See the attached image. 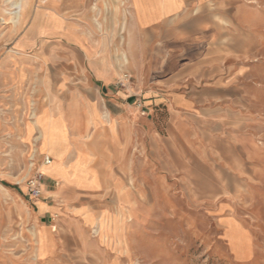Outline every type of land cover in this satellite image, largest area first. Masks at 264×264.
Masks as SVG:
<instances>
[{"label": "rangeland", "instance_id": "374dc122", "mask_svg": "<svg viewBox=\"0 0 264 264\" xmlns=\"http://www.w3.org/2000/svg\"><path fill=\"white\" fill-rule=\"evenodd\" d=\"M223 1L219 10L245 12L247 27L218 20L220 27L210 35L213 50L199 67L218 79V92L190 112L150 107L136 87L135 66L124 61L129 36L120 5L103 4V17L80 19L94 26L103 52L120 60L113 83L103 89V102L113 111L115 102L128 109L123 111L132 126L127 141L119 132L123 144L103 139L110 160L103 164L106 185L113 188L118 180L133 198L122 206L112 191L103 203V235L123 241L118 264H264V0ZM22 6L20 0H0V46L18 31ZM54 42L43 53L45 105L57 81L65 94L78 85L90 90L82 85L83 67L74 65L73 52L62 41ZM123 70L125 86L118 84ZM27 86L29 94L36 89L33 83ZM118 92L121 99L115 98ZM66 101L57 100L60 106ZM18 103L0 101V264H42L36 233L44 220L33 203L41 196L32 198L27 184L44 180L41 153L64 164L65 131L44 116L38 154L36 133L19 130L20 117L13 111ZM116 244H105L107 256L115 253Z\"/></svg>", "mask_w": 264, "mask_h": 264}, {"label": "crops", "instance_id": "0c3cea01", "mask_svg": "<svg viewBox=\"0 0 264 264\" xmlns=\"http://www.w3.org/2000/svg\"><path fill=\"white\" fill-rule=\"evenodd\" d=\"M220 1L20 0L23 11L18 31L8 44L0 46V101L18 99L19 109L13 111L20 117L19 130L27 136L36 133L38 154V132L42 138L46 131L44 116L65 131L64 164L57 160L43 164L41 197L33 202L35 211L44 220L36 233L39 262L118 264L123 241L103 235V222L107 224L103 203H107L106 196L112 191L122 206L133 199L129 188L118 180L113 188L108 187L109 176L103 171V164L110 162L103 153V139L118 146L123 144L119 132L121 136L124 132L127 141L132 128L125 117L128 109L115 102L113 111L103 102V89H109L113 83L120 60L103 52L107 50L103 49L102 40L93 37L94 26L85 25L80 19L103 17V4H110L112 9L120 5L127 14L125 34L129 36L128 59L125 56L124 61L129 60L135 66L131 73L137 76L136 87L143 90L150 107L163 106L169 113L190 112L197 110L204 97L214 90L218 92L214 86L218 79L209 76L211 71H199L206 63L204 58L213 50L210 35L220 27L218 20L247 27L245 12L220 11ZM54 40L62 41L73 52L74 65L83 67L82 85L90 90H82L78 85L65 94L60 92L57 81L55 90L47 92L49 103L45 105L43 53L57 44ZM29 83L36 85L31 94L27 90ZM197 83L203 85L196 87ZM108 93L114 96L112 90ZM122 97L120 92L115 95L116 99ZM61 98L67 100L63 106L57 102ZM28 99L34 104L29 106ZM125 172L134 177L132 172ZM55 214L57 219L51 218ZM108 242L117 244L115 253L107 256Z\"/></svg>", "mask_w": 264, "mask_h": 264}, {"label": "built area", "instance_id": "2783aa9c", "mask_svg": "<svg viewBox=\"0 0 264 264\" xmlns=\"http://www.w3.org/2000/svg\"><path fill=\"white\" fill-rule=\"evenodd\" d=\"M127 81H128V77L126 74H124L120 79H118V84L121 86H125ZM50 159L51 158L49 156L45 155V156H43L42 162L47 164L50 162ZM40 186H41L40 182L36 178L30 179L28 181L27 190H28L29 195L32 198L36 199V198H39L41 196Z\"/></svg>", "mask_w": 264, "mask_h": 264}, {"label": "bare ground", "instance_id": "6f19581e", "mask_svg": "<svg viewBox=\"0 0 264 264\" xmlns=\"http://www.w3.org/2000/svg\"><path fill=\"white\" fill-rule=\"evenodd\" d=\"M16 5H18V3L16 4ZM18 7V6H17ZM49 156V155H48ZM50 161H51V159H50ZM50 163V162H49ZM49 163H47V164H49ZM43 164H45V163H43ZM46 164V165H47ZM38 173H41L42 174V172L41 171H38Z\"/></svg>", "mask_w": 264, "mask_h": 264}]
</instances>
